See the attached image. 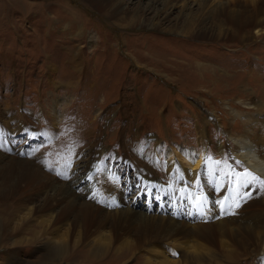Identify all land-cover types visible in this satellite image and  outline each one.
Segmentation results:
<instances>
[{
    "label": "rangeland",
    "instance_id": "obj_1",
    "mask_svg": "<svg viewBox=\"0 0 264 264\" xmlns=\"http://www.w3.org/2000/svg\"><path fill=\"white\" fill-rule=\"evenodd\" d=\"M128 1L0 0V150L34 159L56 182H67L78 162L87 163L92 179L82 183L93 184L88 191L97 201L115 199L107 210L126 209L139 193L136 208L180 219L169 203L177 198L179 216L192 220V210L185 214L193 172L209 165L218 174L231 162L227 151L220 154L221 142L233 144L248 130L246 122L258 120L249 138L264 152V113L251 105L264 102V34L246 27L250 40L237 25L241 14L255 19L264 0H164L174 20H154L151 27L141 20L139 3ZM201 155L207 162L196 168ZM101 162L114 163L124 179ZM169 168L185 173L186 188L176 194ZM240 169L247 174L246 166ZM139 170L158 185L137 180ZM112 182L124 185L122 198L110 191ZM182 192L188 197H179ZM25 206L12 217V228L25 231L0 240V264L11 256L17 262L10 264H264L260 253L233 255L235 245L217 226L193 232L185 243H174L168 231L136 246L132 236L113 241L109 223L88 240L68 225L46 233L50 213L35 219L34 202Z\"/></svg>",
    "mask_w": 264,
    "mask_h": 264
},
{
    "label": "bare ground",
    "instance_id": "obj_2",
    "mask_svg": "<svg viewBox=\"0 0 264 264\" xmlns=\"http://www.w3.org/2000/svg\"><path fill=\"white\" fill-rule=\"evenodd\" d=\"M142 1L129 0L128 2L131 4L139 3L141 20L150 27L153 26V22L156 20L159 23H171L174 20L171 17L173 9H164V0ZM160 6L163 7V10ZM256 14L258 16L255 19L252 18L250 13L247 15L241 14L237 25L244 30L243 32L239 31L240 34L245 33L246 27H252L257 32L264 34V10H259ZM238 30L240 29L238 28ZM245 34L250 40L254 39L249 31ZM254 73L252 75L253 80H261L257 76L254 77ZM213 80L215 79L213 78ZM218 80L221 82L223 78L220 76ZM250 93L253 94V92ZM251 105H254L259 115L264 113V102ZM234 115L237 116V113H234ZM256 121L258 120L251 122L249 120L245 123L248 130L256 126L254 124ZM248 130L240 136H234L232 138L233 144L228 145L226 143V145L224 142L219 144L220 154L224 156L227 151L231 162L219 166L220 171L218 174H215L209 165L205 171L198 172L199 166L207 162L206 158L203 159V155H201V163L196 165V168H199L193 172V175H196L197 178L194 185L189 187L192 190V195L186 204L189 210L185 215H188L192 210L195 215L192 220L179 216L183 210V205L179 203L177 198L171 199L170 197L169 203L171 202L173 216L177 211L180 219L174 218L175 216L162 215L158 211L155 213L144 211L145 207L136 208L135 205H138L140 200L139 193L135 195L136 200L134 201H132L134 195H131V200L128 201L126 209L121 210L114 207L115 211L107 210V203L112 202L113 204L115 199L104 200V202L102 200L97 201L93 198L95 194H90L88 191V188L93 187V184L88 181L82 183L86 179H92L91 170L87 163L78 162L73 175L67 182H56L57 180L55 181L51 174L45 172L34 159L23 157L20 154L8 155L5 153L7 150H0V227L2 221L6 219L4 215L7 214V219L0 229V240L9 237V233L25 231L22 227L20 229L12 228V217L17 216L26 207V202L33 201L34 206L31 210L33 215H36L35 219L48 212L50 213V218L47 219L49 225L45 229L46 233L55 232L62 225H68L71 234L75 229H80L82 238L88 240L109 223L113 230V241H122L125 236H132L135 245L142 246L158 237L165 238L162 235L168 231L171 232L170 237L173 238L174 243H185L193 232L200 234L206 228L211 229L213 226H217L222 230L223 235L235 245L234 250H232L233 255L239 256L240 250L260 253L259 255L263 257L262 260L264 261V152L261 153L253 145ZM205 134V131L202 130L203 137ZM124 156L127 157V155ZM241 165L247 167L246 175L240 171L242 170L240 169ZM140 172L139 170L134 174L137 180H142L144 176L142 181L151 185L152 181L157 182V180H148L149 175ZM240 172L243 174H240ZM169 173L173 176L170 190L174 194L178 192L181 186L186 188L182 180L185 175L184 172L174 173V170L169 168ZM187 175H189L188 172ZM178 177L182 183L178 182ZM109 186L110 191L115 192V194L118 193V197L122 198L120 188L124 186L123 184L119 183L116 186L112 182ZM128 189L130 190V188ZM205 192L208 195V202L204 207L199 200L203 194H206ZM189 193L191 194V192ZM179 197H188V194L182 192ZM152 198L155 202L161 201L160 197L146 194V199L152 200ZM122 201L124 200L122 199ZM203 208L205 214L198 215L197 210ZM208 213L209 216H207ZM221 213H224V216H221ZM47 220L41 219L39 222L42 225ZM158 227L163 228L158 229ZM33 234H36V231ZM11 243L12 246L16 247V243H19V241ZM64 247V245L61 246L56 254H63ZM6 259L5 263L17 262V259L12 256Z\"/></svg>",
    "mask_w": 264,
    "mask_h": 264
},
{
    "label": "snow or ice",
    "instance_id": "obj_3",
    "mask_svg": "<svg viewBox=\"0 0 264 264\" xmlns=\"http://www.w3.org/2000/svg\"><path fill=\"white\" fill-rule=\"evenodd\" d=\"M237 206H239V205H237Z\"/></svg>",
    "mask_w": 264,
    "mask_h": 264
}]
</instances>
